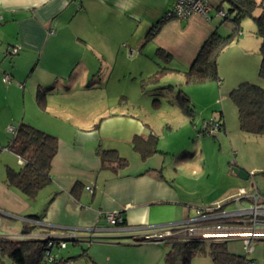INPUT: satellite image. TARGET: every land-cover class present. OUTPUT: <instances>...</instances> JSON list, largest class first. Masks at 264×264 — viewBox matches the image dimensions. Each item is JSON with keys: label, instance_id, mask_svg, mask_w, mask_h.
<instances>
[{"label": "crops", "instance_id": "0c3cea01", "mask_svg": "<svg viewBox=\"0 0 264 264\" xmlns=\"http://www.w3.org/2000/svg\"><path fill=\"white\" fill-rule=\"evenodd\" d=\"M226 1L213 0V8L217 11ZM174 2L0 0L3 16L0 21V144L9 143L12 134L8 128L17 122L16 127L26 122L25 114L30 109L47 115L42 116L45 120H51L48 118L51 115L58 126L49 128L33 121L27 123L59 139V149L52 162V182L35 199L6 183L7 168L19 169L21 158L6 149L0 155V232L3 235L15 233L24 238L42 239L75 232L79 238L71 240V249L67 244L56 250L70 258L68 264H163L170 242H135L141 232L126 228L155 229L190 221L201 215V209L211 205H206L204 200H191L185 194L177 175L171 173L164 149L159 147L160 152L148 158L134 149L135 136L148 137L152 132L135 115L109 110L98 122L96 119L76 122L73 119L78 111L76 105L52 99L45 93L49 89L57 90L61 95H69L68 99L75 90L88 95L96 88L93 81L89 85V68L96 65L95 61L100 60L97 64L111 68L106 76L110 83L116 68L128 61L129 49L134 50L131 57L138 55L145 61L161 56L171 68L167 72L183 74L206 39L224 22L212 15L210 19L197 14L185 19L165 18ZM156 25L159 28L155 32ZM16 44L21 46L19 53L7 55ZM80 66L86 68L81 77L74 75ZM4 73H9L12 80L5 82ZM28 84L30 91L26 93ZM35 90L37 97L32 93ZM41 91L46 98L39 103ZM105 149H116L128 160V165L119 169L103 166ZM240 164L237 166L248 170L247 165ZM226 178L229 191H223L212 203L224 201L248 187L243 183L246 179L233 169L227 172ZM252 185L256 184L251 182ZM114 210L120 211L125 219L122 229L112 228L106 220V213ZM26 227L30 230L23 233ZM238 240L241 239L229 242ZM197 260L195 264H215L203 255H198Z\"/></svg>", "mask_w": 264, "mask_h": 264}, {"label": "rangeland", "instance_id": "374dc122", "mask_svg": "<svg viewBox=\"0 0 264 264\" xmlns=\"http://www.w3.org/2000/svg\"><path fill=\"white\" fill-rule=\"evenodd\" d=\"M256 2L258 4L253 10V16L264 12V0ZM223 6L229 17L220 20L224 22L218 24L220 33L226 35L237 28L239 32L219 56L220 80L186 84L184 74L158 72L166 66L161 56H150V61H145L138 55L131 57L134 50L129 49L128 61L116 68L110 83L106 76L111 68L106 64H97L101 63L100 60L95 61L96 65L89 68V85L94 83L96 88L88 95L75 90L68 99L69 95H61L57 90L49 89V92H45L52 99L76 105L78 111H75L76 116L73 117L76 122L87 119H96L98 122L103 113L109 110L135 115L148 130L159 136L158 146L166 151L171 173L177 175L185 194L191 200H204L206 205L214 204L212 201L219 198L223 191H229L227 172L240 162L247 165V171L252 174L249 180L243 181L248 186L246 189H250L251 182H254L264 193V135L249 134L240 128L238 109L230 96L231 91L243 82L264 88V78L259 75L261 38L257 33V22L252 16L235 22L229 1ZM210 15L215 18V8ZM85 69L80 66L74 75L77 73L81 77ZM179 90H183L191 100L195 114L193 121L184 113ZM26 91H30L29 84ZM32 93L37 97V90ZM220 115L225 122L224 129L216 130L214 134L200 132L205 121ZM42 116L47 115L37 114L30 109L25 114V121L41 123L49 128L58 126L51 115H48L51 120H45ZM17 125L18 122L14 127ZM9 134L12 133L9 131ZM16 161L20 164L18 159ZM251 167L257 169L252 170ZM250 204L248 200H243L239 205L249 207ZM237 206L232 203L227 209L235 210ZM0 235L3 234L0 232ZM8 235L13 236L15 233ZM50 237L57 238L56 235ZM67 244L71 249L73 242L68 240ZM228 245L232 252L246 254L241 240L231 241ZM197 257L192 258L193 264L200 260ZM249 257L256 264H264V238L254 240V249ZM1 260L5 264L10 263L7 256H1Z\"/></svg>", "mask_w": 264, "mask_h": 264}, {"label": "trees", "instance_id": "16d2710c", "mask_svg": "<svg viewBox=\"0 0 264 264\" xmlns=\"http://www.w3.org/2000/svg\"><path fill=\"white\" fill-rule=\"evenodd\" d=\"M234 12L233 20L238 22L246 16H252L257 22V33L261 38L260 54L261 64L259 68L260 77L264 78V12L259 16H253V10L257 6L256 0H228ZM219 5L218 10L223 9ZM229 15L227 13L228 18ZM159 25L155 26V32ZM239 28L231 33L223 35L215 30L206 39L190 66L183 71L185 83H203L209 80H220L219 56L228 45L236 39ZM171 70L167 65L158 72ZM157 72V73H158ZM230 96L238 109L240 128L249 134L264 135V88L260 85L243 82L234 88ZM179 97L184 113L194 120V108L189 96L179 90ZM44 92L38 93V100L45 101ZM44 99V101H42ZM211 120L218 122L219 130L225 128L223 116L213 117ZM200 132L209 133L202 126ZM159 136L150 133L148 137L135 136L133 140L134 149L143 158H148L159 150ZM10 150L23 159L19 169L7 168L6 183L15 187L30 199H35L40 192L52 182V162L59 149V139L56 135L46 132L32 124L22 122L12 135L6 146L0 144V154L3 150ZM102 164L105 167L119 169L128 165V160L122 157L116 149H105L102 151ZM264 174V172H263ZM204 212L207 209H202ZM122 225L125 224L123 218ZM29 227L23 233H28ZM1 256H7L9 264H68L70 258H65L49 245V241H57L48 238H22L12 239L1 236ZM170 248L165 254L163 264H192V258L198 255L210 257L215 264H250L255 261L248 258L246 254L232 252L229 241H203L198 239L171 238ZM165 241V242H167ZM48 250H53L54 259L46 261L45 255ZM256 262V261H255Z\"/></svg>", "mask_w": 264, "mask_h": 264}, {"label": "built area", "instance_id": "2783aa9c", "mask_svg": "<svg viewBox=\"0 0 264 264\" xmlns=\"http://www.w3.org/2000/svg\"><path fill=\"white\" fill-rule=\"evenodd\" d=\"M213 10V0H175L173 7L170 8L165 18L185 19L192 15H200L206 19L211 18ZM216 16L226 18L225 10H217ZM3 19L0 12V21ZM21 46L16 44L11 46L7 51V55L13 56L19 53ZM3 79L5 82L12 80L9 73H4ZM210 134H214L219 130V124L216 121H205L202 125ZM17 127L10 126L8 131L14 135ZM23 159L20 163L23 164ZM252 175V174H251ZM90 188V187H88ZM248 200L251 204L249 207L240 206V202ZM238 204L235 210H228L229 204ZM206 212L200 210L201 215L184 222H176L168 226H162L155 229L144 228H126L131 232H141L140 238L135 242H165L171 238L178 239H198L203 241H230L241 239L246 250V255L250 258V254L254 249V240L264 238V193L257 185H252L250 189L241 188L235 195L225 201L215 202L213 205L207 206ZM107 222L112 228L122 229L123 216L120 211L114 210L106 213ZM7 236L12 239H20L21 235H0ZM24 238V236H23ZM48 239H56L57 241H49V245L54 249H62L67 246L68 240L79 238L75 232H69L64 236L46 237ZM1 239V238H0ZM1 244V240H0ZM53 250H48L45 255L46 261L54 259ZM3 261H0L2 264ZM5 264V263H3ZM250 264H256L255 261H250Z\"/></svg>", "mask_w": 264, "mask_h": 264}, {"label": "water", "instance_id": "95a60500", "mask_svg": "<svg viewBox=\"0 0 264 264\" xmlns=\"http://www.w3.org/2000/svg\"><path fill=\"white\" fill-rule=\"evenodd\" d=\"M233 170H234V172H235L236 174H238L239 177H241V178H243V179L248 180V179L251 177V173H249V172L243 170L242 168H240V167H238V166H237V167H234Z\"/></svg>", "mask_w": 264, "mask_h": 264}]
</instances>
